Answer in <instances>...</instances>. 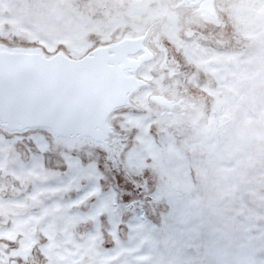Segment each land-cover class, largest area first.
<instances>
[{"label": "rangeland", "instance_id": "rangeland-1", "mask_svg": "<svg viewBox=\"0 0 264 264\" xmlns=\"http://www.w3.org/2000/svg\"><path fill=\"white\" fill-rule=\"evenodd\" d=\"M204 2L0 0L8 49L152 56L104 141L0 125V264H264V0Z\"/></svg>", "mask_w": 264, "mask_h": 264}, {"label": "water", "instance_id": "water-1", "mask_svg": "<svg viewBox=\"0 0 264 264\" xmlns=\"http://www.w3.org/2000/svg\"><path fill=\"white\" fill-rule=\"evenodd\" d=\"M4 56L0 61V98L14 127L21 123L25 129L56 127L97 135L98 124L124 102L123 89L115 98H108L111 87L107 77L98 73L96 62L47 64L38 56L19 61L16 55ZM59 71H71V76L59 75ZM98 76L106 80L102 88L93 80Z\"/></svg>", "mask_w": 264, "mask_h": 264}, {"label": "bare ground", "instance_id": "bare-ground-1", "mask_svg": "<svg viewBox=\"0 0 264 264\" xmlns=\"http://www.w3.org/2000/svg\"><path fill=\"white\" fill-rule=\"evenodd\" d=\"M199 1L201 0H197V2ZM208 2L209 0H205L204 2L205 5ZM211 7L212 6H206V9L211 12L213 11ZM143 42H144V38L140 37L137 39H127L124 40L123 42L115 43L109 46H100L92 54L86 56L81 60H71L62 52H60L55 57L45 58L42 53H38L39 51L36 50L8 49L0 44V61L1 60L3 61L5 57L4 55L7 54V55L18 56L16 58L17 61L21 60L22 57L30 58L32 56H38L39 58H42L45 62H47V64L48 63L54 64L61 60L65 61V63L67 64H83L87 62H96L97 63L96 65L98 66V73H101L107 77V82L111 87L108 91L110 93L109 94L110 96H108V98L109 99L115 98L117 95H119V91L123 89V91H125L124 102L121 105H124L128 103L129 97L135 91H137L141 86L144 85V83L140 79H138L134 73L137 71V69L142 65L144 61L150 60L152 58L151 53L148 52L147 50H144L146 54L142 55L138 60L129 57L130 54H133L136 51H139L140 49L144 48ZM70 73L71 71H63V72L61 71L59 75L65 74L66 76H71L69 75ZM93 80H96L98 87L101 88L106 83V80L102 76L95 77ZM75 83H78V81H75ZM81 86L84 87V85ZM159 99L165 101L162 98ZM104 102L102 101L101 103H99L100 106L103 105ZM110 114H108L107 117L104 118L103 122L101 124H98V126L96 127L97 135L89 136L84 132H80L79 134L69 133V132L61 131L56 127L55 128L45 127V128L49 129L53 134L59 137H64L69 139L90 137L98 141H104L108 136V134L110 133V129H111L110 124L107 121V118ZM0 125H2L3 127L9 130L25 129L22 126L23 124L21 123L17 124V127H14L8 115L7 107L1 98H0Z\"/></svg>", "mask_w": 264, "mask_h": 264}, {"label": "snow or ice", "instance_id": "snow-or-ice-1", "mask_svg": "<svg viewBox=\"0 0 264 264\" xmlns=\"http://www.w3.org/2000/svg\"><path fill=\"white\" fill-rule=\"evenodd\" d=\"M126 200L129 201V202H131L133 200V196L132 195H128L126 197Z\"/></svg>", "mask_w": 264, "mask_h": 264}, {"label": "crops", "instance_id": "crops-1", "mask_svg": "<svg viewBox=\"0 0 264 264\" xmlns=\"http://www.w3.org/2000/svg\"><path fill=\"white\" fill-rule=\"evenodd\" d=\"M11 226V225H10ZM16 226V225H15Z\"/></svg>", "mask_w": 264, "mask_h": 264}, {"label": "built area", "instance_id": "built-area-1", "mask_svg": "<svg viewBox=\"0 0 264 264\" xmlns=\"http://www.w3.org/2000/svg\"><path fill=\"white\" fill-rule=\"evenodd\" d=\"M144 82V81H143Z\"/></svg>", "mask_w": 264, "mask_h": 264}]
</instances>
